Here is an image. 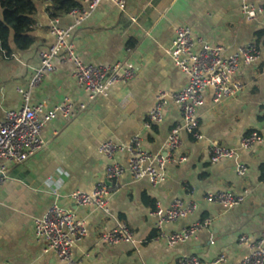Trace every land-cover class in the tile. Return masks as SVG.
I'll use <instances>...</instances> for the list:
<instances>
[{"label": "crops", "instance_id": "crops-1", "mask_svg": "<svg viewBox=\"0 0 264 264\" xmlns=\"http://www.w3.org/2000/svg\"><path fill=\"white\" fill-rule=\"evenodd\" d=\"M73 1L78 10H86V0ZM249 3L260 9L251 20L243 18L239 0H125L123 12L102 0L81 21L78 14L53 18L49 2L38 5L33 45L22 52L13 49L8 57L0 55V123L6 112L25 105L41 106V118L68 102L76 115L70 120L57 115L43 127V148L24 163L0 161L6 170L0 185V264H62L34 236L35 219L53 204L71 211L86 226V236L72 250L80 264H178L189 257L211 264L220 256L225 258L221 264H239L249 255L250 248L238 239L246 237L252 243L264 235V0ZM51 21L69 32L68 42L82 64L122 63L133 71L132 79L88 102L72 76L73 64L60 53L51 61L53 72L30 89L40 55L54 44ZM181 27L189 28L194 40L222 48L225 55L253 47L258 57L250 65H239L230 83L242 88L232 98L214 103L212 91H204L196 109L199 139L180 134L181 146L173 157L184 161L168 163L162 183L134 181L127 171L109 183L106 167L112 163L126 168L128 155L108 160L98 151L101 143L125 145L138 137L144 153L162 155L170 130L181 123L170 96L185 88L188 79L169 56L175 31ZM161 93L167 95L163 121L147 127V115ZM80 105L86 106L84 110ZM252 133L261 142L241 149L242 138ZM214 146L233 151L232 158L211 163L209 151ZM238 166L246 169L241 176ZM102 183L114 187L107 213L77 206L70 199L72 193L88 194ZM219 192L245 193L243 203L226 210L205 200ZM174 200L193 204L196 210L158 228L154 211L167 210ZM204 221L208 225L185 243H166L170 234ZM120 225L131 232L133 243L103 242V236Z\"/></svg>", "mask_w": 264, "mask_h": 264}, {"label": "built area", "instance_id": "built-area-1", "mask_svg": "<svg viewBox=\"0 0 264 264\" xmlns=\"http://www.w3.org/2000/svg\"><path fill=\"white\" fill-rule=\"evenodd\" d=\"M120 11H124L125 0H108ZM240 11L244 19L251 20L260 13V9L253 7L249 0H239ZM102 0H86V10L75 9L70 15H79L81 21L87 16L88 11L95 9ZM49 33L54 37V44L40 55V66L32 70L28 87L30 89L39 85L45 73H52L51 61L60 53L64 59L69 60L74 67L72 76L77 85L87 94L88 102L95 98L105 96L109 89L118 84L125 83L132 79L133 71L126 68L122 63L109 66H91L82 64L73 53L68 42L70 35L68 31L61 30L51 21ZM4 55V53H3ZM171 61L187 79V85L181 91L170 96V100L179 108L181 123L175 125L169 132L166 140V153L147 154L141 150L138 137H132L125 145H116L112 142L101 143L98 151L108 160L124 153L128 155L127 167L117 164H109L105 169V178L115 182L121 175L128 172L134 181L146 179L152 186H156L165 180V166L168 163L181 164L184 159L173 157V153L181 146L180 134L186 133L193 139H199L196 109L202 101L205 90L212 91L214 103L232 98L238 93L242 85L230 83L236 75L239 65L252 64L258 57V52L253 47L239 49L236 53L225 55L220 47H209L201 39H193L189 28L181 27L175 31L171 42L169 53ZM27 102V93L22 94ZM167 98L166 94H159L156 97V104L147 115V127L159 125L163 121L162 109ZM86 106L80 105L79 110ZM41 106H23L18 111H9L4 114L0 123V161L20 165L39 152L44 145L40 137L45 127L55 116L60 115L66 120L72 119L76 112L68 102L61 103L58 107L39 118ZM261 142V138L255 134H249L240 141V148L243 150L252 149ZM233 151L222 147L214 146L209 151L211 163H217L222 159H231ZM246 169L243 166L237 167V174L243 175ZM6 170L0 164V185L4 182ZM114 190L110 184L104 183L96 186L91 193L74 192L70 195L72 202L80 207H90L107 213V199ZM245 193L235 195L230 192H219L208 194L205 200L216 204L223 209L231 210L243 203ZM196 207L193 204H185L180 200H174L170 207L161 211L159 208L154 211L158 219L157 227L164 223H171L190 216ZM208 221L196 223L179 233H173L165 237L169 246L185 243L192 238L196 231L204 229ZM87 234L83 221L66 209L51 205L46 212L34 221V236L37 240L44 242L46 249L52 251L62 264H80L72 258V250ZM103 242L108 245L118 243L132 244V234L125 225L103 236ZM238 242L247 245L250 253L239 264H264V235L256 241L249 243L248 238L241 237ZM225 261L220 256L211 264H221ZM178 264H200L195 257L184 258Z\"/></svg>", "mask_w": 264, "mask_h": 264}, {"label": "trees", "instance_id": "trees-1", "mask_svg": "<svg viewBox=\"0 0 264 264\" xmlns=\"http://www.w3.org/2000/svg\"><path fill=\"white\" fill-rule=\"evenodd\" d=\"M42 2L51 4L52 17L78 9L73 0H0V55L25 51L33 45L34 16Z\"/></svg>", "mask_w": 264, "mask_h": 264}]
</instances>
